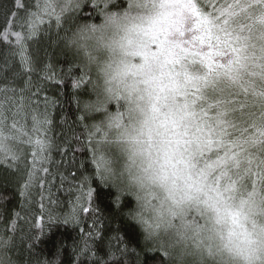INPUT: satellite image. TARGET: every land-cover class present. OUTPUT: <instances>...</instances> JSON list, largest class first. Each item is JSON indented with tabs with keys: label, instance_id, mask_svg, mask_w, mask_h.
Segmentation results:
<instances>
[{
	"label": "snow or ice",
	"instance_id": "obj_1",
	"mask_svg": "<svg viewBox=\"0 0 264 264\" xmlns=\"http://www.w3.org/2000/svg\"><path fill=\"white\" fill-rule=\"evenodd\" d=\"M89 4L107 23L131 19L129 31L139 37L123 46L125 55L139 57L141 63L121 69L122 78L131 76L133 83L127 102L118 94L113 102L117 111L110 114L108 127L115 134H101L99 124L89 133H99L104 142L93 147V159L98 179L112 189V203L123 212L132 197L135 206L124 215L144 231L163 226L175 230L179 239L191 233L209 254L213 240L230 241L238 231L247 234L251 214L261 210L258 198L264 199V0H218L212 12H206L202 0H128L119 14L108 10L114 0H63L59 13L54 0L42 8L38 4V12L22 18L18 10L3 9L5 35L16 37L26 64V37L10 32L7 25L27 27L30 37L42 22L41 12L55 15L59 24L64 12ZM16 5L23 7L21 0ZM153 66L157 71H150ZM81 71L77 86L88 75ZM87 84L93 90L94 81ZM134 94L137 102L147 103L146 110L139 103L132 107ZM170 96L177 106L164 111ZM33 120L37 131L38 124L48 123ZM10 138L3 134L0 152L15 159L5 144ZM34 143V155L42 156L49 146L45 138ZM105 145L118 151L121 168L107 158ZM146 181L163 192L155 204L154 195L146 194L147 204L156 209L152 219L139 210ZM88 182L84 177L82 183ZM85 202H93L91 187L73 204V222H79L80 210L95 215ZM84 244L88 246L87 239Z\"/></svg>",
	"mask_w": 264,
	"mask_h": 264
},
{
	"label": "trees",
	"instance_id": "obj_2",
	"mask_svg": "<svg viewBox=\"0 0 264 264\" xmlns=\"http://www.w3.org/2000/svg\"><path fill=\"white\" fill-rule=\"evenodd\" d=\"M53 2L21 0L23 7L18 8L16 0H0V140L3 134L12 137L5 144L16 156L13 159L0 152V234L14 241L13 255L19 264L45 260L48 264H162L166 259L163 252L147 244L141 225L124 215L135 206V200L129 196L119 212L112 203V189L96 175L92 149L101 135L90 137L89 133L99 124L100 115L82 110L84 101L92 98L87 81L94 77L64 38L76 24L99 23L102 16L90 4L64 12L59 24L55 15L41 12L42 22L30 37L27 27L7 25L10 32H22L26 37V64L16 37L5 35L3 9L18 10L22 18L38 12V4L42 8ZM202 2L206 12L218 6V0ZM112 7L126 8L119 0ZM82 69L88 75L77 86ZM111 110L116 112L117 106L112 104ZM33 117L48 123L38 124L37 131ZM38 138H45L49 145L42 156L34 155ZM108 158L116 168L123 166L122 159ZM30 173L34 174L31 179ZM84 177L89 178L87 184L82 183ZM88 187L93 190V202H85V206L95 215L80 210L79 222H73L69 215L73 204Z\"/></svg>",
	"mask_w": 264,
	"mask_h": 264
},
{
	"label": "clouds",
	"instance_id": "obj_3",
	"mask_svg": "<svg viewBox=\"0 0 264 264\" xmlns=\"http://www.w3.org/2000/svg\"><path fill=\"white\" fill-rule=\"evenodd\" d=\"M62 4L63 0H55L56 8L60 9ZM108 10L118 14L124 11L122 8H113L111 4ZM131 15L134 16L135 11ZM131 23H133L131 19H120L116 23H107L104 17L99 23L82 21L76 24L71 33L64 38L66 46L80 56L85 67L93 74L92 98L84 101L82 110L86 113H99L101 134L104 132H108L110 136L115 134L116 130L108 127V121L110 114L114 113L111 105L116 95L121 96L125 102L128 101V90L130 84L133 83V78L131 76L122 78L121 69L125 65L141 63L139 57L124 54L123 46L129 39L134 42L139 40L138 36L129 31ZM91 24L103 25V27L93 30L89 27ZM150 71L155 72L157 69L153 66ZM136 79L138 80L139 77ZM139 87L143 89V85ZM176 99L178 101L179 97ZM132 100V107L139 103L141 108L147 109V103L137 102L135 94ZM176 106L170 96L167 107L163 110L168 111L169 108L174 110ZM97 108L100 111H97ZM136 116L139 118L138 111ZM146 194L154 195L153 203L155 204L163 198V192L159 187L147 181L140 191L142 199L139 210L147 218L152 219L156 209L147 204ZM258 201L261 210L251 214L250 221L245 225L247 234L238 231L230 241L213 240L211 254L205 246L196 243L191 233L179 239L175 230L163 226L149 227L147 231L142 229L144 240L166 254L164 264H264V199L258 198ZM14 247L12 239L0 234V264H19L13 255ZM41 264H48V262L45 260Z\"/></svg>",
	"mask_w": 264,
	"mask_h": 264
},
{
	"label": "rangeland",
	"instance_id": "obj_4",
	"mask_svg": "<svg viewBox=\"0 0 264 264\" xmlns=\"http://www.w3.org/2000/svg\"><path fill=\"white\" fill-rule=\"evenodd\" d=\"M119 1H120V2H124L126 8L128 7V0H119ZM126 8H125V9H126ZM99 142H100V143H104L102 140H100ZM112 151H113L114 153H115V152H117V153L114 154V155H111V152H112ZM104 152H105L107 158L110 157V156L118 157V151L115 150L111 145H105Z\"/></svg>",
	"mask_w": 264,
	"mask_h": 264
}]
</instances>
